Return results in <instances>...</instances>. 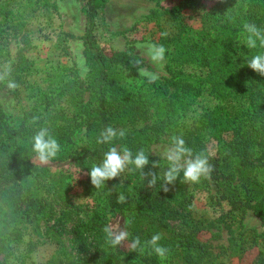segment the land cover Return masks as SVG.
<instances>
[{
  "label": "trees",
  "instance_id": "trees-1",
  "mask_svg": "<svg viewBox=\"0 0 264 264\" xmlns=\"http://www.w3.org/2000/svg\"><path fill=\"white\" fill-rule=\"evenodd\" d=\"M22 2L10 1L0 13L6 24L0 29V59L8 52L4 31L28 45L26 27L36 9L29 0ZM106 2L86 0L84 5L88 79L63 81L60 90L66 98L88 94L86 146L74 152L70 125L54 105L57 95L39 99L16 127L0 114V240L2 231L21 227L33 212L37 235L56 249L46 264H123L138 243L147 249L145 264H161L163 256L166 264H214L209 246L197 237L202 226L195 228L196 234L172 229L168 222L176 213H166L163 206L173 202L188 211L194 192L203 186L198 178L206 175L227 182L219 186L231 202L230 221L242 220L250 209L264 228V177H259L264 175V0H177L164 12L149 13L145 19L153 25L155 44L171 48L174 80L162 84L147 77L138 85L124 83L118 69H149L134 47L106 50L96 40V17ZM205 2L209 5L203 6ZM165 15L171 18L173 35L162 28ZM241 33L249 36L246 44L238 39ZM30 69L31 63L18 55L1 88L17 92ZM225 134L230 139L222 142ZM164 135L177 158L198 163V174L141 158L144 146ZM212 141L219 144L215 155L207 152ZM118 144L143 160L149 185L143 197L125 195L107 163ZM37 161L68 163L83 172L82 196L71 195L67 174ZM234 178L238 186L228 187ZM43 190L49 200L39 196ZM58 206L76 212L69 227L49 225ZM236 228L230 229L229 259L240 261L255 249L251 264H264V237L241 225Z\"/></svg>",
  "mask_w": 264,
  "mask_h": 264
},
{
  "label": "rangeland",
  "instance_id": "rangeland-1",
  "mask_svg": "<svg viewBox=\"0 0 264 264\" xmlns=\"http://www.w3.org/2000/svg\"><path fill=\"white\" fill-rule=\"evenodd\" d=\"M10 1L27 0H0V13L7 11L6 5ZM36 9L35 15L26 27L28 45L25 46L18 35L10 36L6 31L3 36L8 39L7 54L0 59V85L7 79V73L18 55L24 56L30 63L29 75L17 92L8 91L0 86V114L11 127H16L23 117L35 110V103L45 96L55 98V108L61 113L70 125V142L74 152H80L87 143L83 125L84 113L88 103V94L80 97H62L61 83L78 79L85 83L89 76L90 66L85 58L83 35L85 28L84 5L86 0H29ZM177 0H107L105 9L96 17L95 37L98 44L112 51H123L133 46L134 53L149 67L135 69L129 66H119L123 82L141 84L147 77H152L159 83H167L173 79L174 64L170 60L171 48L161 49L155 44L157 37L153 25L146 21V17L154 10L164 12L171 3ZM205 2L203 6H208ZM202 6V7H203ZM1 15V14H0ZM1 19V17H0ZM193 24V20H189ZM161 25L168 34H174V27L169 15L161 19ZM0 29H6V24L0 22ZM242 44H246L249 36L245 33L238 35ZM27 47V48H25ZM188 71L184 70L183 72ZM186 73V72H185ZM184 75V73L182 74ZM180 79L188 81L190 78ZM187 86L190 82H185ZM173 87L170 86V89ZM188 88V87H187ZM77 104V105H75ZM41 108V106H38ZM153 118H151V121ZM230 139L229 134L223 135L222 142ZM219 144L212 141L207 144V152L215 155ZM143 159H155L167 167L185 173L198 174L199 166L193 158H177L175 148L169 143L168 135L161 136L157 141H151L144 146ZM146 157V158H145ZM140 157L135 158L124 144L116 145L109 154L107 163L115 173L117 179L124 185L125 195L143 197L144 190L149 188L148 179ZM52 165V168L61 171L70 177L72 183L71 195L79 199L83 194L85 174L74 169L70 164H50L47 161H37ZM262 171V170H261ZM263 179L264 175L259 176ZM198 181L203 184L199 191L194 192L188 206V211H182L171 202L163 206L167 212H175L174 218L168 225L183 234L197 232L198 239L209 246L210 257L214 264H251L257 250H249L243 259L237 261L229 259L228 249L232 234L230 229L242 226V230H251L255 236L264 237V228L250 209L246 210L240 221H230L231 202L224 199L220 183H227L221 179H209L206 175L200 176ZM229 181L228 187H237L238 180ZM243 194L242 191H239ZM244 195V194H243ZM45 200L51 195L46 190L40 192ZM264 202V200H263ZM53 203V202H52ZM254 202H252L253 204ZM57 214L49 225L54 227L64 225L69 227L76 219L73 209L56 207ZM230 212V213H229ZM39 217V216H38ZM41 229L43 223L40 222ZM236 228V229H237ZM34 213L29 212V218L20 226L10 225L6 228L0 240V264H46L56 249L35 231ZM136 247L133 253L126 257L123 264H145L147 249ZM143 245V244H141ZM164 256L158 260L161 264L167 262Z\"/></svg>",
  "mask_w": 264,
  "mask_h": 264
}]
</instances>
